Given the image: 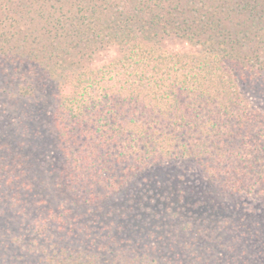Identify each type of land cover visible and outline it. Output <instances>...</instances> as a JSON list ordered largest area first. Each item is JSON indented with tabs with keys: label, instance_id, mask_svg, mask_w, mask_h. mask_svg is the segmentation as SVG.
<instances>
[{
	"label": "trees",
	"instance_id": "16d2710c",
	"mask_svg": "<svg viewBox=\"0 0 264 264\" xmlns=\"http://www.w3.org/2000/svg\"><path fill=\"white\" fill-rule=\"evenodd\" d=\"M0 108L14 264H264V0H0Z\"/></svg>",
	"mask_w": 264,
	"mask_h": 264
},
{
	"label": "rangeland",
	"instance_id": "374dc122",
	"mask_svg": "<svg viewBox=\"0 0 264 264\" xmlns=\"http://www.w3.org/2000/svg\"><path fill=\"white\" fill-rule=\"evenodd\" d=\"M42 111L45 114L44 117L41 116V126H42V131L45 133L48 142L50 143V147L47 149L48 150V154H50L51 156L53 155H58L57 153V149L55 148V143H54V139L51 138V132H52V125H50V119L52 118V113H50V110H53L54 105L50 102L45 103L44 105H42ZM13 113H4V111L2 110V108H0V137L4 136V134L7 135H12L15 131V125H16V117H14V115H12ZM56 162V161H55ZM60 165V162L57 163V165ZM197 172H200V170H197ZM194 202V200H193ZM5 203H3V207H5ZM10 208V207H9ZM155 209V208H154ZM190 211H187L191 214H195V218L197 221L195 222H191L190 225L193 227L192 231L188 232V230H186V234H184V239L187 240V242L189 240H191L192 235L198 231L199 227L203 224V222H205L203 220V216H205L206 219V215H203V213L205 212V210H207V207L202 206V207H198V208H192L189 207ZM163 213V212H162ZM163 214L159 213V215H157L159 218L155 219V220H159L160 223V229L158 228V237L160 236V238H166V241L169 240L170 238L173 237L175 238L174 234L178 235L180 233H178V231H176V228L179 224H181V226H184L186 224L187 220H184V218H179L177 217L175 220H169V222L167 223L166 221H161L162 220V216ZM155 216V215H153ZM208 216V215H207ZM154 218V217H153ZM209 218V216L207 217ZM187 219V218H186ZM221 222V218L220 217H216L215 219H212L211 221H207V224L211 227H216L219 223ZM162 224V227H161ZM194 225V226H193ZM22 227V229H25L26 224L25 223H21L19 225H17L16 227H14L12 229V231L8 234L7 239L5 241L6 248L7 250H4V247L1 248L0 250V264H14L15 260V256L18 255L19 253H15L14 248L16 242H14V236L16 235H23L24 231H20V228ZM209 228V227H208ZM177 232V233H175ZM185 235H187L185 237ZM162 236V237H161ZM157 238V237H156ZM27 240V241H26ZM149 241L152 239H148ZM148 240H146L148 242ZM24 242H26V244L29 242V237L26 236V238L24 237L23 239ZM22 241V242H23ZM49 239L48 236L47 237H43L41 243L43 245H45V243H48ZM53 241V240H52ZM168 241V242H169ZM9 243V244H8ZM40 244V245H42ZM22 247V246H21ZM4 250V251H3ZM28 250V249H27ZM29 252V251H28ZM170 254V258H174V254L177 252H181L180 249L176 248V250L174 251H168ZM22 254H26V263L25 264H31L30 261H33L32 259L35 258H42L43 254H41V252H38L37 254H31V253H25L23 252ZM52 254L51 250L48 251L47 253V257L50 258V255ZM229 258L228 257H223V261H227Z\"/></svg>",
	"mask_w": 264,
	"mask_h": 264
}]
</instances>
